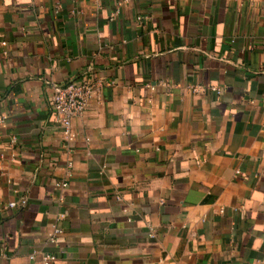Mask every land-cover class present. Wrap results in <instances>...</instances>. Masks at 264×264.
<instances>
[{
	"label": "crops",
	"instance_id": "obj_1",
	"mask_svg": "<svg viewBox=\"0 0 264 264\" xmlns=\"http://www.w3.org/2000/svg\"><path fill=\"white\" fill-rule=\"evenodd\" d=\"M44 255L264 264V0H0V264Z\"/></svg>",
	"mask_w": 264,
	"mask_h": 264
},
{
	"label": "built area",
	"instance_id": "obj_2",
	"mask_svg": "<svg viewBox=\"0 0 264 264\" xmlns=\"http://www.w3.org/2000/svg\"><path fill=\"white\" fill-rule=\"evenodd\" d=\"M92 87L93 84L90 81L81 78L53 88L49 102L51 112L56 123L62 129L63 135L68 140L72 137L70 131L71 122L74 118L84 113L88 99L92 94ZM58 186L64 188L65 183L61 182ZM8 206L12 208L15 205L14 203H9ZM60 232L58 228L53 227L54 235L60 234ZM53 260L54 257L52 255H44L42 257L43 264H51Z\"/></svg>",
	"mask_w": 264,
	"mask_h": 264
}]
</instances>
